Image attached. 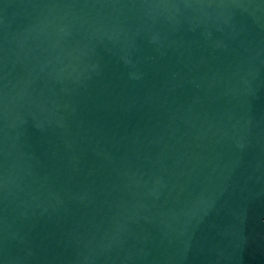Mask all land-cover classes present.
<instances>
[{
    "label": "water",
    "instance_id": "95a60500",
    "mask_svg": "<svg viewBox=\"0 0 264 264\" xmlns=\"http://www.w3.org/2000/svg\"><path fill=\"white\" fill-rule=\"evenodd\" d=\"M0 264H264V0H0Z\"/></svg>",
    "mask_w": 264,
    "mask_h": 264
}]
</instances>
